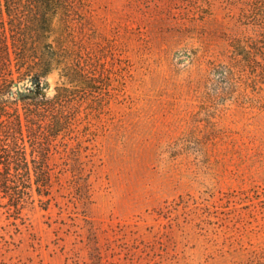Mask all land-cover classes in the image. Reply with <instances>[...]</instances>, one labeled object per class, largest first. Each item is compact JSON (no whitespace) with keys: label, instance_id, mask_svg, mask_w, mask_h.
Instances as JSON below:
<instances>
[{"label":"rangeland","instance_id":"374dc122","mask_svg":"<svg viewBox=\"0 0 264 264\" xmlns=\"http://www.w3.org/2000/svg\"><path fill=\"white\" fill-rule=\"evenodd\" d=\"M246 1L84 0L109 103L85 102L59 139L47 207L0 206V264H237L264 252V84L219 71L234 37H257L240 23ZM64 82L56 65L14 90L52 97Z\"/></svg>","mask_w":264,"mask_h":264},{"label":"trees","instance_id":"16d2710c","mask_svg":"<svg viewBox=\"0 0 264 264\" xmlns=\"http://www.w3.org/2000/svg\"><path fill=\"white\" fill-rule=\"evenodd\" d=\"M86 6L84 0H0V206L17 217L29 205L52 201L59 181L52 159L59 139L75 131L82 105L109 103L112 72L104 54L83 41ZM240 23L252 25L257 37H234L233 62L219 71L264 84V0L246 1ZM56 65H63L66 82L52 97L33 90L18 96L17 84L39 85ZM237 264H264V252Z\"/></svg>","mask_w":264,"mask_h":264}]
</instances>
